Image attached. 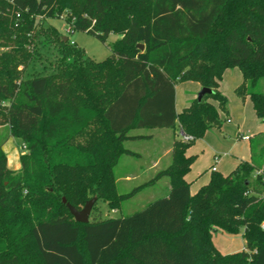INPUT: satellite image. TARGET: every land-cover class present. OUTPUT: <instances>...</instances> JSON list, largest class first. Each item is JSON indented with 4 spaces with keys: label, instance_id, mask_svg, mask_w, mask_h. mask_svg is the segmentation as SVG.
<instances>
[{
    "label": "trees",
    "instance_id": "trees-1",
    "mask_svg": "<svg viewBox=\"0 0 264 264\" xmlns=\"http://www.w3.org/2000/svg\"><path fill=\"white\" fill-rule=\"evenodd\" d=\"M61 15L72 33L118 35L111 54L95 61L44 24ZM44 42L57 69L26 72ZM0 46V125L25 146L12 170L0 141V264H264V144L193 194L185 180L196 158L187 149L219 125L226 69H240L235 92L264 119V93L249 90L264 79V0H0ZM186 80L211 92L177 112L174 85ZM156 127L192 137L173 140L170 165L149 181L167 177L169 192L94 217L97 200L119 209L137 191L118 194L113 168L139 137L130 130ZM63 197L78 210L96 197L87 223ZM240 229L244 250L216 248L213 231Z\"/></svg>",
    "mask_w": 264,
    "mask_h": 264
},
{
    "label": "rangeland",
    "instance_id": "rangeland-1",
    "mask_svg": "<svg viewBox=\"0 0 264 264\" xmlns=\"http://www.w3.org/2000/svg\"><path fill=\"white\" fill-rule=\"evenodd\" d=\"M44 24H51L54 26L58 33L67 36L70 41L74 42V46L76 45L84 50L85 55L95 61L106 59L107 56L111 54L109 44L118 38L115 34H109L106 41L102 42L94 34H89L85 31L75 30L73 33L66 34L65 29L67 27V22L61 17L45 18ZM0 50L6 51L9 50V47L0 46ZM39 52H41V56L29 64L26 72L29 73L34 71L45 73L57 69L56 66L59 65V56L53 44L44 42V44L40 45ZM221 77L218 90L225 96L226 101L223 108L218 107L219 125L210 126L203 136L195 139L194 143L191 145L192 150L197 152V157L193 163L195 166L194 170L200 171L199 174H197V176L199 175L198 180L203 178L204 174L211 173V171H207L206 168H209L214 162L219 172H230L235 165L238 164L239 160L250 158V144L255 153H257L258 149L264 144V122L256 116L250 97L245 96L242 98L235 92L237 86L243 82L240 69L237 66L226 69ZM196 86L197 82L191 80L177 83L178 105L180 110H182L185 104L188 105L197 99L198 90H196ZM249 90L264 93V79H260L253 87L249 86ZM211 102L217 108L216 102ZM174 130L176 131L174 137L179 139V128L176 127ZM154 131L155 130L148 128L132 129L129 134L151 133ZM243 136H251L252 140H245ZM190 140H192V138ZM0 141L2 142L3 150L7 157V166L10 169L20 167L19 155L25 152V148L18 137L15 138L10 136L6 124L0 126ZM146 143L145 141L126 142L125 146L141 151L148 146ZM131 155L133 157L134 153L129 152L123 154V156H121L122 163H125L127 160L132 162L133 158ZM215 155L218 158L217 161L214 160ZM113 173L116 178V171L114 172V168ZM137 184L138 183L134 181L127 185L124 183L117 184L115 180L117 193L121 195L129 193ZM147 184L151 183L148 181L142 183V185L136 186L138 187L137 191H140L142 187ZM137 191L128 197L129 199L127 198L126 201H122L120 203L121 207L115 212L109 210L105 202L97 200L96 211L93 216H100L102 218L108 216L119 217L122 215L126 216L129 213L142 209L146 202H148L147 200H149V198L146 200L145 197L147 198L149 195L146 193L147 190H145L136 197H133ZM155 194L156 197H154V199L164 195L160 188L155 190ZM241 231L242 229H240L237 234H229L223 231L221 232L220 230L213 231L214 245L220 249L221 252L235 253L239 250H244V239Z\"/></svg>",
    "mask_w": 264,
    "mask_h": 264
},
{
    "label": "crops",
    "instance_id": "crops-1",
    "mask_svg": "<svg viewBox=\"0 0 264 264\" xmlns=\"http://www.w3.org/2000/svg\"><path fill=\"white\" fill-rule=\"evenodd\" d=\"M177 83H175V85H174V94H175L174 108L177 112H180L182 110H180L179 105H178ZM202 87L200 86L199 83H197L196 90H198V92H199L202 89ZM198 94H197V96H198ZM185 106H187V104H185L183 106V108ZM262 122H264V120H262ZM148 129H152L155 131L151 132V133L131 134L132 136H139V137L129 138L123 142L125 149L127 148L128 150L133 152L134 156L132 157V155H131V157L133 158L132 162L127 160L125 163H122L121 156L119 157L120 159L118 160L116 166L114 167V172L116 171V183L117 184L124 183L127 185L128 183L134 181V182L138 183L134 187L142 185V183L151 181L155 177V175L157 174V171L164 169L165 167L170 165V163L172 161L171 152H172V146H173V142H174L173 140L176 139L174 137V133L176 132L174 130L175 128L171 129V128H166V127H156V128H148ZM180 132H181V130H180ZM245 140L250 141V140H252V137L250 136L248 139H245ZM141 141H145V142H147L146 144H148V146L144 150H141V151L125 146L126 142H141ZM186 154L187 155L188 154L195 155L197 157V152L193 151L191 146L187 149ZM249 154H250L249 159H241V160H239L238 163H240L241 161H250L251 160V156H252L251 144H250V153ZM214 160L215 161L218 160L216 155L214 156ZM236 166L237 165H235V167ZM194 167H195L194 163L192 162V164L190 165V169L188 171L189 173L185 176V180L189 183L191 194L195 193L200 188V186L204 185L209 180V177L211 174V173H207L206 175L204 174L203 178H200V180H198L199 175L197 176V174H199L200 171L194 170ZM212 167L215 168L214 171H218V168L216 167L215 162L213 164H211L209 166V168H206V170L207 171L210 170L212 172V170H211ZM235 167L231 171H233L235 169ZM18 168L19 167L13 168L12 170H17ZM230 172H227V173L222 172V173L226 175V174H229ZM202 174H203V172H202ZM169 187H170L169 186V179L167 177H160L157 180H155L153 183L143 186L142 189L140 191H137V193L133 197H136L137 195L142 193V191L147 190L146 193L149 196H147V198L145 197V199L147 200L149 198V200H147V201L151 202V201L155 200L154 199V197H156L155 196L156 195L155 190H158L160 188L164 194L163 196H165L170 190ZM133 197H131V198H133ZM148 202H146V204ZM116 210L117 209H112V211H114V212ZM129 214H131V213H129ZM112 217H114V216H112ZM112 217L108 216L107 218H112ZM213 243H214V241H213ZM222 253H223V251H222ZM224 253H227V252H224Z\"/></svg>",
    "mask_w": 264,
    "mask_h": 264
},
{
    "label": "water",
    "instance_id": "water-1",
    "mask_svg": "<svg viewBox=\"0 0 264 264\" xmlns=\"http://www.w3.org/2000/svg\"><path fill=\"white\" fill-rule=\"evenodd\" d=\"M64 40L66 41L67 37H64ZM136 47L144 49L143 48L144 45L142 43H138ZM207 92H211V90L207 87H202V89L198 92L199 94L197 96V100L200 101L202 99V96ZM95 202H96V197H93L84 203L81 210H78L77 208L73 207L70 203H68L64 197L62 198V203L66 204L74 220L79 223L81 222L87 223L89 219V215L91 213V210Z\"/></svg>",
    "mask_w": 264,
    "mask_h": 264
},
{
    "label": "built area",
    "instance_id": "built-area-1",
    "mask_svg": "<svg viewBox=\"0 0 264 264\" xmlns=\"http://www.w3.org/2000/svg\"><path fill=\"white\" fill-rule=\"evenodd\" d=\"M60 17H61V18H64V15H61ZM63 20H64V19H63ZM65 32H66V34H67V33H72V31H71V26H70L69 23H67V27H66V29H65ZM68 39H69V38H68ZM69 42H70L71 44H74L73 41H70V40H69ZM180 137H181V139L184 140V141H188V140H190V139L192 138L190 135L187 136V135H185L183 132H180ZM243 138H244V139H248L249 137H248V136H243ZM23 147L25 148L24 145H23ZM211 170L214 171L215 168L212 167ZM261 197H264V192L262 193Z\"/></svg>",
    "mask_w": 264,
    "mask_h": 264
}]
</instances>
